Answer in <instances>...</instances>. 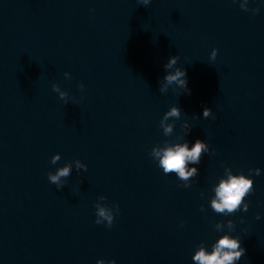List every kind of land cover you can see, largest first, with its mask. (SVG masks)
<instances>
[{
	"label": "water",
	"instance_id": "water-1",
	"mask_svg": "<svg viewBox=\"0 0 264 264\" xmlns=\"http://www.w3.org/2000/svg\"><path fill=\"white\" fill-rule=\"evenodd\" d=\"M172 56L191 95L159 92ZM197 139L209 150L188 181L150 155ZM69 163L57 190L48 173ZM225 168L253 180L246 213L210 207ZM224 234L246 249L237 264H264V0H0V264H195Z\"/></svg>",
	"mask_w": 264,
	"mask_h": 264
},
{
	"label": "clouds",
	"instance_id": "clouds-1",
	"mask_svg": "<svg viewBox=\"0 0 264 264\" xmlns=\"http://www.w3.org/2000/svg\"><path fill=\"white\" fill-rule=\"evenodd\" d=\"M152 0H137V3L142 6H148ZM236 2V0H233ZM242 10L243 6H240ZM260 11L259 8H255L252 12L253 15L258 14ZM217 49H213L211 52L210 59L215 61L217 57ZM179 56H172L168 59L167 63L163 65L167 74L164 76L163 81L166 82L164 86L159 87V92L165 94L167 92V85H171L174 82L181 88L184 89V93L191 95V90L188 87L187 72L186 69L182 70L181 68H176L175 74H170L168 69L172 68L174 65H177ZM66 78L69 77L68 73L64 74ZM80 89L83 90L84 85L81 84ZM52 90L55 93H59V98L67 104L65 99L67 93L61 92L57 84L52 85ZM181 109L179 107H171V111L166 112L163 116V119L160 121V127L163 128V134L165 136H171L173 131V126H165L164 122L168 120L169 117H175L176 120L181 118ZM211 114V118L215 119L213 116L212 110L205 107L203 109V117L207 119ZM195 118V117H194ZM183 130L185 135H188L191 132V126L185 122L183 125ZM183 139V138H181ZM189 142L184 141L183 143H169L165 142L163 148L154 147L150 153L151 157L159 158V167L162 168L165 175L176 174L179 180L188 181L189 177L197 173L196 168H192L190 171L186 170V166L189 162L193 164H200V156L202 151L208 152L209 146L204 141L197 139L194 143V146L189 149ZM213 153L209 152V155ZM61 157L59 154L53 156L51 163L55 165ZM77 170L83 168L87 171V166L81 164L79 160L76 161ZM227 172V179H221L218 187H215V198L211 200V209L219 215L222 216H232L241 210L243 212H248L249 203H246V198L253 192L254 183L253 180L246 177L243 174L233 175L230 168H225ZM71 172V163L67 166L59 168L55 174L48 173V180L50 183L54 184L57 190H61L64 187V183L61 182V178H68ZM79 172V171H78ZM255 174L260 175V169H250L249 175ZM183 187H191V184L184 183ZM203 195V194H202ZM98 199L106 200V197H99ZM116 209V214H119V205L114 206ZM201 211H205L204 207L201 206ZM96 224L107 223V227L111 228L114 222V213L112 211H106L104 208H100L98 204L96 205ZM103 218V219H100ZM257 220L260 219V216L256 217ZM243 223V220H241ZM224 222H219L215 224V229L220 230L223 227ZM227 227L229 233L235 231V224L232 220L227 221ZM246 255V249L241 246V240L239 238H233L229 234H224L221 236L213 245L212 250L206 251L204 243L202 242L195 252V255L192 259L195 261V264H237L243 256ZM97 264H105L104 260H98ZM107 264H116L115 260L108 261Z\"/></svg>",
	"mask_w": 264,
	"mask_h": 264
}]
</instances>
